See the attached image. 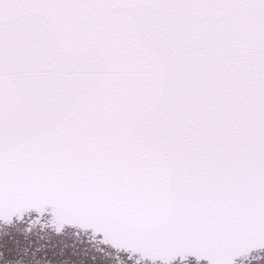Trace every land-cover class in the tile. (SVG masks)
I'll return each mask as SVG.
<instances>
[{
	"label": "snow or ice",
	"instance_id": "6c2138e0",
	"mask_svg": "<svg viewBox=\"0 0 264 264\" xmlns=\"http://www.w3.org/2000/svg\"><path fill=\"white\" fill-rule=\"evenodd\" d=\"M81 252L264 264V0H0V264Z\"/></svg>",
	"mask_w": 264,
	"mask_h": 264
},
{
	"label": "flooded vegetation",
	"instance_id": "af4514ba",
	"mask_svg": "<svg viewBox=\"0 0 264 264\" xmlns=\"http://www.w3.org/2000/svg\"><path fill=\"white\" fill-rule=\"evenodd\" d=\"M46 242H47L46 240H36L35 244L33 245V250L35 249V247L43 245ZM70 242L71 241H69V243ZM93 255L94 254L92 252H89L86 255L83 252H81V255L79 257H76L75 259L82 260L83 264H115L114 261L107 259L106 257L100 256L99 254H95L97 258L94 261L92 259ZM66 258L72 259L71 250H69V255Z\"/></svg>",
	"mask_w": 264,
	"mask_h": 264
}]
</instances>
